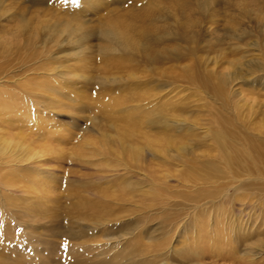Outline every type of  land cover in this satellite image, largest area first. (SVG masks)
<instances>
[{"label": "rangeland", "instance_id": "obj_1", "mask_svg": "<svg viewBox=\"0 0 264 264\" xmlns=\"http://www.w3.org/2000/svg\"><path fill=\"white\" fill-rule=\"evenodd\" d=\"M249 1L251 0H200L198 3L197 0H77L73 3V0H0V93H5L4 97L7 94L8 96L15 94V97L28 104V108L20 110V113L15 109L14 115L10 110L11 106L7 104L4 107L0 106V183L5 182V175L9 179L16 176L11 177L10 169L17 168L13 164L18 161H23L22 165L39 161L37 165L41 174L49 173L45 177L40 176V185H35V188L33 187L29 192L21 188L19 191L11 190L10 194L8 193L11 201L1 198V192L4 193L6 190L3 189L5 185H0V247L3 248V251H0V263L7 261L9 264H61V260L71 257L73 249L70 250V245L79 243L76 241L80 240L74 242L67 239V236H57L58 232L68 230L65 217L50 223L45 217L43 219L41 216H33L30 210L24 214L26 211L24 209L22 217L16 218L14 214L18 213L24 204L29 203L28 205L32 206V203L39 202L45 203L47 213H63L68 208L67 201L71 200L70 195L76 193L74 191H79L82 184L88 180L83 173L89 174V171L92 173L99 168L107 170L106 174L112 171L121 172L123 169L121 166L124 164H129L131 167L141 166L139 156L134 155V148H144V143L142 144L144 139L138 141L132 125L127 126L124 119H120L121 115V117L129 116L127 111L134 108L136 103L132 100L137 94H141L144 98L150 94H152L150 97H155L148 98L149 101H145V104L141 103L145 107L141 115L152 113V116L154 111L164 109L171 119V112L177 109L179 112H176L175 117L179 116L180 120L185 119L187 124L193 126L191 132L177 129L179 131L169 132L166 136L171 139L173 137V142L188 146L189 153L186 155L188 157L183 158L181 163L167 159L166 165L155 168L156 177L173 187L171 192H175L176 189L182 192L180 186L176 187L181 173L185 178L193 175L194 172L202 175V171L192 172L189 168L187 170L185 166H190L186 161H196L197 165L196 163L194 165L195 168L199 166L198 169L203 162L218 163L219 156L210 139L211 133H207L206 137L203 134L209 128L210 132H213L221 127H227L236 136H247L246 143L239 141L235 144L236 152L243 150L245 144L251 145L254 150L256 148L261 150L258 146H262L264 141V117L262 118V109L257 107L256 103L264 100V15L254 7L245 6V2ZM255 1L259 3L258 5H262L261 0ZM185 2L189 6L187 12L191 11L189 13L192 18L214 13L216 17L212 24L208 23L199 30L195 44L185 45L182 41H173V43L164 41L153 48L152 53L158 58H163L164 49L178 47L183 50L180 61L151 65L143 61L144 58L150 61L147 55L140 58L138 55L136 57V55L112 51L113 45L104 37L107 29L122 30L120 28L127 25L134 29L133 26H144L141 25L142 23L162 25L156 24L151 17V13L156 11H160L166 18L165 22L167 21L171 28H174L175 19L181 20L182 16H185V13L181 14L177 5ZM64 23L70 24L68 28L75 29L72 36L68 37L62 31V29L66 30L62 26ZM44 25L58 27L59 32H56L58 37H54L51 32L47 33V29L43 28ZM76 29L82 31L84 35L82 40H80L81 34ZM233 29L237 31V35H240L239 40L230 36ZM33 30L37 33V38L31 39L33 43L28 44V35H31L29 32ZM62 32L64 33L61 35ZM48 37L56 39L51 42L50 39L47 41ZM225 57L229 58L231 64L238 62L237 65L243 66L241 67L243 76L227 88L225 97L216 99L208 96L206 88L193 80L194 78L191 79V74L195 72L202 78L213 74L214 79V73L217 74L220 70L223 73L227 70V73H233V67L225 63ZM105 58L108 60L112 58L113 61L118 62H113L112 66L108 61L102 62ZM243 64L248 65V70H252L246 73ZM187 69L189 71L187 77L180 79L182 72ZM150 71H155L157 77L145 78V72ZM112 80L120 81L113 84L110 82ZM123 98L127 106L123 104L119 107L117 102ZM250 101H254L256 106L250 107ZM8 113L12 115V119H9ZM178 119L177 117L176 120ZM217 122H222L221 126H218ZM158 132L162 133L161 130ZM92 151H94L93 155H86ZM231 152L233 153L229 151L228 155L235 156V153ZM173 154L175 155V152ZM256 154L254 155L258 156ZM82 156L88 158L84 159ZM142 156L150 155L148 151H144ZM155 156L161 155L156 153ZM81 161L102 164L99 163L98 167L82 168L84 164L82 165ZM157 162L158 160L155 161ZM254 165H248L252 175H256ZM259 166L263 167L260 164ZM219 167L224 169L220 164ZM140 174L138 172L136 176L139 177ZM241 179L244 181L246 177ZM14 180L16 183V178ZM222 182L219 180V183ZM162 186L164 185L161 184L156 189H161ZM121 187L117 188L119 193ZM101 188L106 190L103 185ZM251 188L255 192L256 187ZM32 190L34 195L30 193ZM114 190L108 189V194ZM142 191H147L149 194L143 197L142 203L150 204V199L154 196L153 191L148 184H144L138 195H141ZM23 194L43 197L45 201L35 198L29 199L31 200H28L29 202L25 199L23 201L22 198L25 197ZM260 207L257 212L251 213L252 219L250 218L251 222L256 221L255 229L251 232L254 238L249 239V248L253 250L248 247L236 249L232 263L222 262L214 257L196 258L198 252L193 247L202 243L199 230L201 228L206 231V236L210 238L213 218L187 219L186 223L190 224L181 228L183 223L178 222L181 217L176 218L175 214L182 212L193 216V211H186L188 207L186 210L181 207L166 210L173 213L168 221L163 217L166 214L163 210L156 208V210L142 211L139 213L140 218L135 229V235L139 238L129 237L125 241L116 239L118 234L115 233L99 237L97 232H92L81 241L92 249L90 252L92 257L100 252L111 256L113 252L120 255L124 251L125 256L122 258L121 255L120 264L123 262L127 264H195L196 262L264 264V223L262 222L264 206ZM239 209L240 207H237L234 213L237 214ZM57 225L63 228L53 229V226ZM187 227L193 229L187 232ZM224 233L234 234L230 229H226ZM257 233L261 234L259 238L256 237ZM96 244L102 246L100 252L95 249ZM259 246L262 247L258 248ZM127 248L134 250L127 251ZM246 249H248L247 253L250 250L256 255H245ZM140 251L144 252V257L137 256ZM186 256H189L188 259L191 261H187Z\"/></svg>", "mask_w": 264, "mask_h": 264}, {"label": "bare ground", "instance_id": "obj_2", "mask_svg": "<svg viewBox=\"0 0 264 264\" xmlns=\"http://www.w3.org/2000/svg\"><path fill=\"white\" fill-rule=\"evenodd\" d=\"M197 1L198 3L200 2V0H197ZM261 2H262V5L260 6L258 5L259 4L258 2L256 3L255 0H251L249 2H245V6L248 5V7L249 6L254 7L256 8L258 12L264 15V0H261ZM177 7L180 8L182 15L185 13V16L181 15L182 16L181 20L175 19L174 24L176 25V27L174 28H171V26L167 23V21L165 22L166 18L161 15L160 11H156L155 13H151L152 14L151 17L153 18L156 24H162V25L158 26V25H154V23H149L148 25H145L146 23H142L141 25H144V26H140V27L133 26L134 29H131L132 27L131 26L129 27V25L122 26L120 28L122 30H119L117 28L113 30L107 29L104 32V37L108 40V42H110L113 45L112 51H115L117 53H120V52L128 53L133 56L136 55V57L138 55L140 56V58L147 55L150 61L145 60V58L143 59V61L151 65L156 66L161 63L163 64V62H166V61L167 62H173V61L176 62L177 60L180 61L181 57L183 56L182 54L183 50H181L178 47H169L168 49H164V51H162L163 58H158V56L153 54L152 53L154 51L153 48H156V45H160L164 41H167L169 43H173V41H182V43H184L185 45H187L188 43L189 44L197 43L199 30L202 29L203 26H207L206 24L208 23L212 24L214 22L216 14L214 13L213 15L201 16L200 18H195V17L192 18L190 17L191 13H189L191 11L187 12L189 8L187 2L178 3ZM175 16H176V12H175ZM171 18L169 17V20ZM69 25H70L69 23H64L62 25L63 28L66 29V30L62 29V31H64L68 37L72 36L75 32V29L73 27L68 28ZM48 26L49 27L44 25L43 27L44 29L45 28L47 29L46 32L47 33L51 32L52 34H54V37H58L56 33V32H59L58 27H55V26L53 27L50 25ZM209 28L210 27L208 26V29ZM76 31H78L81 34L80 40H82L84 36L82 34V31L80 29H76ZM231 31H232V34L230 36L236 40H239L240 35H237V31H235L234 29ZM64 32H62L61 35ZM29 34L31 35H28L29 38H28L27 43L32 44L33 42L31 41V39L37 38V33H35V31L33 30V31H30ZM49 39L51 40V42H54V39L56 38L48 37L47 41H49ZM225 59H226L224 60L225 63L233 67L232 69L233 73L232 72L227 73L228 70L226 73H223L220 70L221 72L219 71L217 74L214 73L215 81L213 79V74L207 75L206 77L202 78V77H198L195 72L194 73L192 72V74L190 73L191 79L194 78L193 80L200 83L202 87L206 88L205 90L208 96L214 97L216 99H222L223 97H225V95L227 94V88L232 83L239 80L243 76V72L241 68L243 66L241 64H238L240 66L238 67L237 65L238 62L231 64L229 62L228 57H225ZM120 60H122V58ZM106 61L111 63L112 66H113V62H118V61H113L112 58L110 60L106 58L102 60L103 63H106ZM248 64L250 63L248 62ZM243 65H244V69L246 73L252 70V69L248 70V65H245V64ZM150 72L151 74H149ZM150 72H145L146 73L144 74L145 78H148L151 76L157 77L158 74H156L155 71H150ZM187 73H189L188 69L187 71L182 72L180 79L187 77ZM168 80H171V79H168ZM118 81L120 80H112L110 82L114 84ZM146 85H149V83H146ZM231 90H233V87ZM4 94L5 93L3 92L0 93V106L4 107L6 104L7 106H11L10 110H12L13 115H14L15 109L19 110V113H20L21 112L20 110H26V108H28V104H25L23 100H19L20 98L18 99L17 97H15V94H9V96L7 94V96L5 97H4ZM150 95L147 98L146 97L144 98V96L142 97L141 94H137L135 99L132 100L134 101L133 103H136L134 108L131 111H127L129 112V116L128 117L127 116L121 117L122 115L120 116V119L123 118L127 126H129V124L132 125L130 126L137 133L136 139L138 141L139 139H144V141L142 142V144L144 143V148H138V147L134 148V155L139 156L138 158L139 160H141V163H140L141 166L131 167L129 164H124L121 166L123 167V169H121V172L120 171H112V172L110 171L111 173H107V174H106L107 170L104 171L102 168H99V169L96 168L97 171L95 170L92 173H90V171L88 172V170L86 169L89 174L87 173L86 174L83 173V174L86 175V178H88V180L85 179L87 182L85 181L82 184V188L79 191H74L76 193H73L70 195L71 200L67 201L68 208L64 212L62 211L63 213H59V212L47 213V211L45 210V203L41 204L39 202L40 200L42 202L45 201L43 197L38 198L37 196H29V195L25 196L23 194V196H25L24 198H22L23 201L24 199L28 201L29 199L35 198L39 200L38 201L39 203H32V206L28 205L29 203H27L26 205L24 204L19 209V212L14 214L16 218L22 217L23 216L22 213L25 210L26 211L24 214H26V212H29L30 210V213H32L33 216L35 217L41 216V218L43 219L45 217L46 219L50 221V223L57 222L56 220L60 217H65V220H67L66 227L68 228V230L58 232L57 236L58 237L67 236L68 237L67 239H70L74 242L75 240H80V241H76L79 243H74L70 245L71 246L70 250L73 249L71 252L72 255L67 260L66 259L61 260L60 262L61 264H120L121 255H122V258H124L125 256L124 251H122L120 255L116 252H113V255L106 256L105 253L100 252V249L102 248V246L96 244L97 248L95 247L94 248L97 250V252L99 251L100 253H97L94 251L97 254L94 257H92L90 255V252L92 251V249L88 248L85 242H82L81 240L86 238L88 234L92 232L93 233L97 232L99 234L98 235L99 237L104 234L113 235L115 233V234H118V237H116V239L126 241V239H128L129 237L137 236L135 235V229H136L138 220L140 218L139 213H141L142 211L145 212L146 210H156V208L157 210H163L166 212V210L168 209H173V208L179 209V207H181L186 210V207H188L186 211L188 212L193 211V213L190 212L194 214L193 216H190V214L188 213L183 214L182 212L175 214L176 218L181 217L178 220L179 223H183L181 225V228H183L187 224H190V223H186L187 219H194L196 217H199L205 220L204 218L207 219L208 217V220H210L209 219L210 217L213 218L212 224L214 228L212 227V229L210 230V235H212L210 238L206 236V231H203V229L201 228L199 230L202 243L193 247V249L198 252L197 253L198 257H196L197 259L199 258L203 259L204 257H210V258L214 257V258H217L219 261H222V262L228 261L232 263L233 260L235 259L234 253L236 249L240 247H243V248L250 247L249 239L254 238V236H251L252 234L251 232L253 231L252 229H255V225H256V221H254V223L251 222L252 221L251 213L257 212L261 208L260 206H264V187H263L264 186L263 185L264 184V176H263L264 147H262L264 141L262 143V146L261 145L258 146V148L261 150H256L257 148L254 150L253 147H250L251 145L245 144L243 146L244 147L243 150L236 152L235 144H238L239 141H241L242 143H246V140L248 141L247 136L245 137L236 136V134H232L227 129V127L226 128L221 127L217 131H213V132H210L211 130H209L210 129L209 128L208 130H206V133H203V134H205V137H206L207 133L209 134L211 133L210 139L212 143L215 145L216 147L215 151L216 153H218V156H219L218 163L217 161L216 162H205V163L203 162V164L201 163L202 165H200L201 166L200 169H198L199 166L198 168H195V165H197L196 161L194 160L186 161V164L190 166V167H187V165L185 166V164H183L187 168V170L188 168L192 172L199 170V171H202V175H199L198 173L196 174L194 172L193 175H189L188 177L185 178V176L182 175L183 173H181L180 175H182V177H180L179 175V182L177 180L178 185H176V187L180 186L183 189L182 192H179L177 189L176 191L178 192L176 191L171 192V189L173 187L166 185L165 181L163 182L160 178L156 177L157 170L155 168L156 167L159 168L162 165H166L168 163L167 162L168 160L174 159L175 162L181 163L183 162L182 161L183 158L188 157L186 156L189 153L188 146H185V145L183 146V144L180 145L178 142H175V141L173 142L174 140L173 137L171 139L166 136L168 135L169 132H176L179 130H183V131L185 130L186 132H191L193 131V126L191 124H187L185 119L180 120L179 116H177L179 119L176 120L177 117H175L176 116L175 114L176 112H179V110L177 109H174V111L171 112V116H170L171 119H169L168 113H166V110L164 109L163 110L159 109V111H154V114L152 116H151L152 113L141 115L142 111L144 110L143 109L144 104H145L144 102L147 101L148 98L150 99L155 98L152 96L150 97ZM27 100L25 101L27 102ZM132 101L131 99L129 100V102H132ZM39 102L41 101L39 100ZM117 103L119 107H122L123 104L125 105L124 98L118 100ZM141 103H144L143 106L141 105ZM250 103H251L250 107H253L255 105L254 101H250ZM48 105L50 104L48 103ZM256 105L257 107L259 106V108L262 109L261 113H262V118H263L264 117V100L257 102ZM9 119H12V115H10ZM221 123L222 122H217V124H219L218 126H221ZM208 125L210 124L208 123ZM157 130L158 131L161 130L163 134L159 133ZM132 133L134 134V132ZM157 133L159 135H155ZM139 145H140V142H139ZM171 149H173L172 151L173 153L175 152V155L172 153ZM140 150H141V153H140ZM144 151H148V154L150 156H142ZM229 151H233V153H235V156H229L228 155ZM257 151H258V154H256ZM156 153H159L161 156H155ZM237 153L240 156H238ZM93 154H94V151L86 155H93ZM252 154L253 155L256 154L258 156H255V155L253 156ZM86 157L88 158V156ZM86 157H84V159ZM160 157H163L164 159ZM32 159L34 158H31V160ZM156 160H158L157 163H155ZM22 162L23 161L16 162V164H13V165H15V167L17 168L10 169V171L12 170V172H15V173L11 172L10 174L11 177L16 175L15 177H13L12 179H9L6 177V175L4 176L5 182L2 181L3 184L1 182L0 185L1 186L5 185L3 189L6 190L5 191L6 193L1 192L2 194L1 198H5L6 200L9 201L10 191L11 190L19 191V188L26 189L28 192L31 191V189L35 185H38V186L40 185V182H41L40 176L45 177L46 175L49 174V173L41 174V172L39 171V165H37L39 164V161H36L30 165L29 164L22 165ZM99 163L101 162H98V164L96 165L94 162L91 163L88 161L87 162L81 161V164L83 165L82 168L84 166L85 167L86 166L98 167ZM194 163L196 164L194 165ZM219 164L222 165L224 169H220ZM249 164H252V165L255 164L254 172H256V175H252L253 173L251 174V170L248 167ZM259 164L263 165V167L260 168ZM138 172L141 173L139 177L136 176ZM70 173L72 174V172ZM244 176L246 177V179L242 181L241 178ZM248 176H252V177L248 178ZM175 177L177 178V176ZM15 178L17 180L16 183L14 180ZM44 180H46V178H44ZM219 180L223 181L222 184L219 183ZM63 183L66 184L68 182H63ZM156 183H159V185L163 184L164 186H162L161 189L160 188L156 189V187H159V185H156ZM144 184H148L150 187V190L153 191L152 193L154 194V196L150 199V202H151L150 204L142 203L143 197L145 195L146 196L149 195L147 191H142L141 195H138L140 193V189L144 186ZM102 185L106 188V190L101 188ZM116 186L118 187L122 186L120 189L121 190L120 193L117 191L118 187ZM198 186L199 188H197ZM251 187H254V188L256 187L257 191L254 189L255 192H253ZM107 188L108 189L113 188L115 190L111 192V194H108L109 192ZM210 188H212V190ZM30 193L34 195L33 190ZM63 205L64 204H62V206ZM145 206L147 207L145 208ZM237 207H240V209L237 211V214H235L234 210H236ZM4 213L6 212L4 211ZM134 216H136V218ZM172 216H173V213H171V211L166 212V214L163 215V217L165 218V221H168L169 219H171ZM241 216L243 219L241 218ZM262 222L264 223V221ZM224 224L225 226L223 227ZM58 225L53 226V229H55L56 227L63 228ZM191 229H193V227L192 228L187 227V230H188L187 232L191 231ZM226 229H230V231L234 232V234L232 235L225 234L224 232ZM125 230L127 231L126 233H125ZM259 233L256 234L257 238H259L261 235ZM137 237L139 238V236ZM106 238H107L106 240L108 241V237ZM110 242L112 243V241ZM2 244L3 246H5L4 242H2ZM107 244H110V243H107ZM261 247L262 246H259L258 248H261ZM1 250L3 251V248L0 247V251ZM126 250L131 251L134 249L127 248ZM250 250H253V249L251 248ZM250 250H249V253H247L246 251H248V249H246L244 251V254L255 256L256 254H253ZM137 256L144 257V252L140 251ZM188 258L189 256H186L187 261H191V259H188ZM0 264H9V262L1 261ZM122 264H127V263L123 262ZM195 264H200V263L196 262Z\"/></svg>", "mask_w": 264, "mask_h": 264}, {"label": "snow or ice", "instance_id": "obj_3", "mask_svg": "<svg viewBox=\"0 0 264 264\" xmlns=\"http://www.w3.org/2000/svg\"><path fill=\"white\" fill-rule=\"evenodd\" d=\"M77 2V0H73V3H76Z\"/></svg>", "mask_w": 264, "mask_h": 264}]
</instances>
